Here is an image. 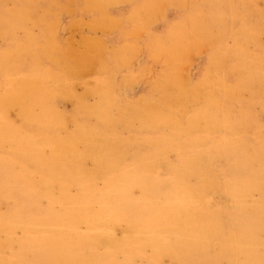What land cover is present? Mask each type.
Here are the masks:
<instances>
[{"label":"rangeland","instance_id":"obj_1","mask_svg":"<svg viewBox=\"0 0 264 264\" xmlns=\"http://www.w3.org/2000/svg\"><path fill=\"white\" fill-rule=\"evenodd\" d=\"M234 11L235 16L230 14ZM263 34L264 0H0V115L10 127L0 142V264H87L82 257H91L85 254L77 260L72 258V262L59 259L46 247L45 237L56 225L81 219L86 204L94 210L106 206L115 214L124 211L123 203L111 193L128 181L143 159L158 158L156 181L163 184L174 167L182 164L180 157L199 149L200 139L212 145L227 137L238 141L240 148L247 144L249 155V151L257 150L259 138L264 137ZM16 93L34 111L31 116L44 115V122L24 117L20 108L10 103ZM98 103L103 104L101 110L89 108ZM18 108L21 115L16 113ZM215 112L224 115L227 124L209 126L210 121H219L212 117ZM154 113L163 119L155 120ZM82 126L108 131L116 139L120 147L111 161L95 164L84 157L69 162L75 158L73 150L85 149L87 139L79 133ZM165 134L174 135L166 146L150 142ZM72 138L73 143L67 141ZM235 154L236 148H227L212 159L210 169L217 183L213 187L196 174L190 175L189 181L196 190L202 188L210 211H223L226 225L238 231L230 185L247 181L250 168L257 163L238 164ZM58 155L63 161L67 158L66 164ZM261 157L264 160V151ZM161 187L134 185L125 187L124 192L137 204L150 192L160 194ZM258 197L254 192L253 198ZM140 215L137 210L126 213L129 218ZM126 224L124 216L120 217L112 229L116 238L124 237ZM85 229L81 220L77 230ZM166 234L172 236L169 249L177 254L175 258L162 255L155 259L152 247L146 245L140 251L129 248L131 263L233 261V256L222 252L223 243L210 247L209 255L200 250L186 256L177 232L172 229ZM96 249L99 254L106 251L102 244ZM115 256L117 262L125 259L122 253Z\"/></svg>","mask_w":264,"mask_h":264},{"label":"bare ground","instance_id":"obj_2","mask_svg":"<svg viewBox=\"0 0 264 264\" xmlns=\"http://www.w3.org/2000/svg\"><path fill=\"white\" fill-rule=\"evenodd\" d=\"M228 3L229 2H227V4ZM162 4H164V3H162ZM162 4H160V5H162ZM19 6H20V4H19ZM226 7H229V6H226ZM249 7L251 8V6H249ZM242 9L243 8H241V11H242ZM167 10H169V9H167ZM180 10H182V9H180ZM248 10H249V8H248ZM248 10H246V12ZM239 11H240V9H239ZM27 13L29 14V12H27ZM234 13H235V11L233 13H230V14L234 15ZM243 15L247 16L246 14H243ZM239 16H240V14H239ZM173 17H174V15H173ZM232 18L234 19V17H232ZM250 18H251V16H250ZM51 19H52V17H51ZM242 19H243V16H242L241 20ZM170 20H171V18H170ZM254 21H255V19H254ZM235 26H234V28H235ZM248 26L252 27V25L251 26L248 25ZM91 27H93V26L91 25ZM255 28H253V29H255ZM257 28H258V26H257ZM261 28H262V25H261ZM115 31H114V33H115ZM140 32H142V31H140ZM238 32H240V30ZM257 32H258V30H257ZM243 33L240 32V34H243ZM96 34H97V32H96ZM63 35H66V34H63ZM138 35H141V34H138ZM223 35H224V33H223ZM251 36H252V34H251ZM190 38H193V37H190ZM239 39H241V37ZM58 40H59V38H58ZM248 41H249V39H248ZM163 42H164V39H163ZM118 43H121V42H118ZM194 47H196V46H194ZM143 48H141V49H143ZM191 49H193V48H191ZM9 51L10 50H8V52ZM11 51H12V49H11ZM189 51H191V50H189ZM139 52H140V50H139ZM189 55H191V53ZM228 55H226V57ZM8 56H9V54H8ZM26 57H28V56H26ZM229 58L227 57V59H229ZM17 61H18V59H17ZM13 62L17 63L16 61H13ZM107 62H108V60H107ZM175 64L176 63H174V65ZM133 65H134V62H133ZM263 65H261V66H263ZM22 66H24V65H22ZM25 66H26V64H25ZM50 66H53V65L51 64ZM10 69H12V68H10ZM20 69H22V68H20ZM22 70H24V69H22ZM249 71H250V69H249ZM19 72L17 71V73H19ZM240 72H242V71L239 70V73ZM93 73H95V72H93ZM13 74H15V73H13ZM6 75L8 76V74H6ZM25 75H27V74H25ZM257 75L259 76V74H257ZM89 76H92V75H89ZM12 77H15V76H12ZM61 77H62V75H61ZM8 78H9V76H8ZM28 78H29V76H27V79ZM115 78H117V77H115ZM199 78H200V75H199ZM74 79H76V78H74ZM142 80H140V81H142ZM11 82H12V86H13V82L14 81L12 80ZM38 82H40V81L38 80ZM68 84H70V83L68 82ZM143 87H145V86H143ZM186 87H188L187 84H186ZM41 89H43V88H41ZM133 90H134V88H133ZM68 91H69V89H68ZM33 92H32V94H33ZM130 95L128 94V96H130ZM131 99H133V98H131ZM34 101H36V98H35ZM38 102H40V101H38ZM10 103L15 105V106H18L20 108V111L22 113H24V115L22 114L24 117H29V116H31L32 112H34V111H32V112L30 111L29 104L20 95V93H16V94L12 95L10 97ZM101 104L102 103H100V104L98 103V104L93 105V106H91L89 108L96 112V111H99V110L102 109V105L103 104L102 105ZM19 108H18V112H17V109H16V113H18V114H20ZM79 111H81V110H79ZM152 111H155V110H152ZM220 111H221V109H220ZM13 115H14V112H13ZM60 116H61V114H60ZM24 117H23V119H24ZM154 117H155V120L163 119L162 117H158V115L156 113H154ZM212 117H216L217 119H219V121L217 123L215 121H210V123L208 125L211 126L212 128H217V127H219V125L224 124V123L227 124L225 116L222 115L221 113L215 112L212 115ZM30 118H32V119L34 118L38 122L41 123V121L44 118V115H39L38 117H36V115L35 116L32 115ZM3 119L4 118H2L1 115H0V142L3 141L6 138L7 133L10 130V127L8 126V123L5 120H3ZM16 120H18V119H16ZM27 121H28V119H27ZM42 122H44V121H42ZM88 123H89V121H88ZM47 124H49V123H47ZM121 126L122 125H120V127ZM46 127H48V125ZM36 128H37V126H36ZM38 128H39V126H38ZM53 128H54V126H53ZM46 129H48V128H46ZM36 131H37V129H36ZM51 131L53 132V129ZM70 131H72V130H70ZM98 131L99 130H97V129L93 128V127H84V126H82V127L79 128V133L81 135H83L82 137L87 139L86 144H85V149L83 151H78L77 149H75L76 148L75 147L74 148L75 150L72 151L73 156L75 158L70 159L69 162L70 161L74 162L75 160L78 161V159H82L84 157H90L95 162V164H98L102 160L105 161L104 159H106L107 161H111L112 160V154L117 152L119 150L118 147H120V146H117L118 143L116 142V139L112 138L108 134V131H107V133L106 132H98ZM126 132H125V134H126ZM53 133H55V132H53ZM231 133H233V132L231 131ZM43 134L45 135V132ZM60 134H61V132H60ZM75 134H77V133H75ZM134 134H135V131H134ZM29 135H30V133H29ZM47 135H48V133H47ZM49 135H51V134H49ZM59 135H57L56 137H58ZM73 135L74 134L72 133V136ZM169 135L165 134L164 136H161L159 138L151 139L150 142L153 145H155V146L162 145L161 147H164L167 144H169V142L174 137V135H172V134H169ZM66 136H64V137H66ZM70 136H69V138H70ZM122 137H124V136H122ZM66 138H68V137H66ZM50 139H52V138H50ZM259 139H260V142H259L260 145L257 148V150L249 151V153L251 155H249L246 152L247 148H248L247 144H243L242 147L240 148L237 145L238 141H234V140L231 141L227 137H221L219 141H217L216 143H214L212 145H211V143H209L205 139H200V140L197 141L198 142L197 147H199L200 150L196 149V151L185 153L183 155V157H180L181 160H182V164H179L180 167H178V166L174 167L172 173L169 176H166L164 178V182L165 183L163 182V184H160V183H158L156 181V178H157L158 175H157V173L155 171V168H156V163H157V159L158 158L157 157L155 159L149 158L148 160L140 159V160H142V166L137 168V170L132 175H130V177H129V179H128V181L126 183H123V185H121L119 188H113L114 191L111 193L113 195V197L117 198L118 200H120L123 203L124 208H125L124 211L120 212L119 214H115V213L110 212L109 211L110 209H107L106 206H103L99 210H94V209L89 208V205L86 204L85 213L83 212L81 219L76 218L74 220L65 221L62 225H59V224L56 225L54 229H51L52 231L50 232V234L45 237L44 243L46 244L47 248H49V249L52 248L51 251L54 253V255L56 257H58L59 259L68 260L69 262H72V258L77 260V257L80 254H85V255L91 257L90 259H87V258L84 259V256L82 257V260L87 261V264H132L131 263V257L128 254V252H130L129 248L135 247L136 249H138L140 251L146 245L152 247V249L154 251L155 259H158L159 257H162V255L163 256L164 255H170L171 257L175 258V255H177V254H175L174 252H171V250L169 249L170 239L172 238V236H169L168 234H166V232H168V231L173 229L178 234L179 245H180L181 249L183 250V253L186 254V256L196 255V254H198V251H200V250L201 251H205V253H203L204 255H209L208 253H209L210 247H214V245L217 244V242H218V243H223V245L220 248H221V250H222V252L224 254H229V255L233 256V261H232L231 264H264V160L261 157V153H263V151H264V137L259 138ZM59 140H60V136H59ZM63 140H61V142H64ZM67 141L70 142V143H73V141H75V140H73V138H72V139H68ZM46 142L47 141H45V143ZM80 144H82V143H80ZM194 144H197V143L194 142ZM47 145H49L48 142H47L46 146ZM51 145H53V144H51ZM54 145H55V143H54ZM52 148H54V147H52ZM227 148L228 149L236 148V153L237 154H235L234 158L239 162L238 164H242V163H246L247 164L248 161H256L255 163H257L256 167H254L252 169L250 168L247 181H245V182L244 181H242V182L240 181V182H236L238 184H233L232 183L230 185L231 186V194H232V197L235 200V204H236L235 205V210H236L235 218L239 222L238 223V228H239L238 231H235V230H233L232 228H230V227H228L226 225V219H225L226 214L223 211H215V212L214 211H210L207 203L205 202V194H204L202 188H199L198 190H196L193 187L194 185L192 186L190 181H189V176L196 174V175H198V177H200V178L202 177L201 179H204L203 182L207 181L208 186H212L213 187V185L217 184L216 180H214L212 178V176H213L212 174L214 173V171L210 169V164H211V161H212V159L214 157H216L217 155H220ZM136 149H138V148L136 147ZM16 151L18 152L19 150L16 149ZM6 153H7V151H6ZM51 153H52V151H51ZM68 153H69V151H68ZM9 154H11V153H9ZM53 154H54V151H53ZM12 155H13V153H12ZM59 155H58V157L60 158ZM49 156H51V155H49ZM63 156H64V154H63ZM18 158H19V156H18ZM53 158H52V160H53ZM49 159H50V157H49ZM66 159L64 161H66ZM62 161L60 163H62ZM64 161H63V163H64ZM56 162H57V160H56ZM23 163H26V161L23 162ZM50 163H52V162H50ZM46 164H48V163H46ZM64 164H66V163H64ZM32 166H34V165H31L30 167H32ZM56 166L57 165H55V167ZM65 169H67V168H65ZM56 170L58 171L57 168H56ZM75 170L73 169V171H75ZM100 172H101V170H100ZM108 172H110V171H107V173ZM68 173H69V171H68ZM101 173H103V172H101ZM65 174H67V173H65ZM45 180H46V178H45ZM43 181H44V178H43ZM30 182H31V180H30ZM70 185H73V184H70ZM134 185L145 186V187H150V188L160 187V186H162V187H161V192H159L160 194H153L152 192H150L149 194H146L144 196L143 200H141L140 202H138L136 204V203H133V200L130 199L131 196L130 197L126 196L125 192H124L125 187H126V189H131V188L134 187ZM107 188H109V186ZM254 192H258V194H259L258 198H253V193ZM12 199H14V198H12ZM132 204H133V207L131 208ZM128 206H129L131 211H136L137 210V211H139L141 213V215L133 217V218L127 217L126 213L130 211V210L126 211V208ZM122 216H124V218H125V220L127 222L126 229L124 231V237L116 238L112 229H113L114 225L117 224V222L120 219V217H122ZM81 220L84 223H86V229L83 232H79L77 230V225H78V223ZM25 223H27V221ZM33 226L37 227L38 223H35ZM28 232L31 234L32 231L29 229ZM9 235H10V233H9ZM27 236L28 235H26V237ZM211 241H214L215 243L211 244ZM101 244L105 246V250L106 251H105V253L99 254L97 252L96 248H97L98 245H101ZM117 252L118 253H122L123 255H125V259H124L123 262H117L115 260V257H116L115 254ZM210 263H212V262L210 261ZM212 264H214V263H212Z\"/></svg>","mask_w":264,"mask_h":264}]
</instances>
